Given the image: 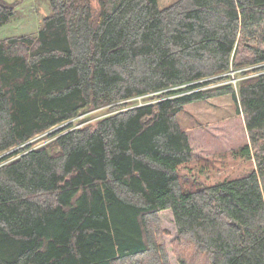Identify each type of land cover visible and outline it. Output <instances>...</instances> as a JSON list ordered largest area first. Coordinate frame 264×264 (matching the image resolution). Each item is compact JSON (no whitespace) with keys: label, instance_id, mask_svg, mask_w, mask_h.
<instances>
[{"label":"trees","instance_id":"obj_1","mask_svg":"<svg viewBox=\"0 0 264 264\" xmlns=\"http://www.w3.org/2000/svg\"><path fill=\"white\" fill-rule=\"evenodd\" d=\"M49 2L36 34L0 40V264H170L165 209L179 264H264V0ZM225 94L253 166L188 186L177 114Z\"/></svg>","mask_w":264,"mask_h":264},{"label":"rangeland","instance_id":"obj_2","mask_svg":"<svg viewBox=\"0 0 264 264\" xmlns=\"http://www.w3.org/2000/svg\"><path fill=\"white\" fill-rule=\"evenodd\" d=\"M159 8L175 0H157ZM1 6L11 8L9 19L0 25V40L8 37L34 35L46 16L51 13L49 0H0ZM263 45V44H262ZM250 68V67H248ZM239 73V74H237ZM227 78L218 83H232L241 78L239 71L230 70ZM140 100L139 102H142ZM108 111L104 107L81 113L73 119V125L95 123ZM177 121L186 131L192 148L191 161L180 168L182 178L188 186L209 185L225 178L245 173L252 161L234 156V151L248 142L242 114H238L230 94L188 103L177 114ZM47 132L36 135L31 141L34 147L47 144ZM159 241L164 245L170 264H179L178 253L192 256L183 246L174 223L172 211L165 209L157 213Z\"/></svg>","mask_w":264,"mask_h":264}]
</instances>
